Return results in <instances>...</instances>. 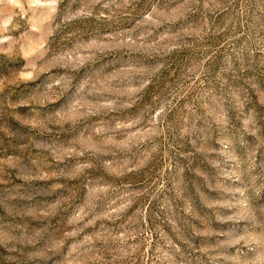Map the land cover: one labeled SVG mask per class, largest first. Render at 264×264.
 Returning <instances> with one entry per match:
<instances>
[{
    "label": "rangeland",
    "instance_id": "374dc122",
    "mask_svg": "<svg viewBox=\"0 0 264 264\" xmlns=\"http://www.w3.org/2000/svg\"><path fill=\"white\" fill-rule=\"evenodd\" d=\"M0 264H264V0H0Z\"/></svg>",
    "mask_w": 264,
    "mask_h": 264
}]
</instances>
